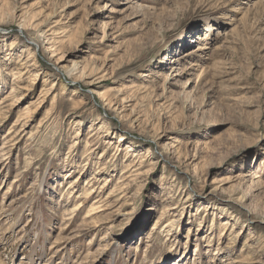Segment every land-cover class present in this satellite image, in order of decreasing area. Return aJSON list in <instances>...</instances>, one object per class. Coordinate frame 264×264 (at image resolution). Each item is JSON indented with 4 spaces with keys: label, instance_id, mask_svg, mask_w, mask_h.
<instances>
[{
    "label": "rangeland",
    "instance_id": "rangeland-1",
    "mask_svg": "<svg viewBox=\"0 0 264 264\" xmlns=\"http://www.w3.org/2000/svg\"><path fill=\"white\" fill-rule=\"evenodd\" d=\"M0 264H264V0H0Z\"/></svg>",
    "mask_w": 264,
    "mask_h": 264
},
{
    "label": "bare ground",
    "instance_id": "bare-ground-1",
    "mask_svg": "<svg viewBox=\"0 0 264 264\" xmlns=\"http://www.w3.org/2000/svg\"><path fill=\"white\" fill-rule=\"evenodd\" d=\"M32 23V22H31ZM30 23V24H31ZM20 24H22L21 22H20ZM24 24V23H23ZM24 27V26H23ZM28 27V25H26V30L27 29H29V27ZM30 27H31V25H30ZM39 28L38 29H35L34 30V28L33 27H31V28H33V30L32 31H28V36H29V38L31 39V40H34V41H36V42H39L40 41V39L42 38V37H46L45 36V31H43V29H42V27L41 26H38ZM55 32V30H53V32H52V34ZM56 39L55 38H49L48 39V42H49V44H50V46H49V49L51 50V52H56V50H57V48H54V46H55V44L57 43L56 41H55ZM32 58H34V55H32L31 53H30V55H28V57H27V59H32ZM63 58L62 57H60L59 59H58V61H61ZM57 61V62H58ZM23 64H26L25 62H21V65H23ZM77 69V68H76ZM81 75L82 76H85L86 75V72H85V70H82V72H81ZM80 79V78H79ZM89 85H93L95 82L94 81H89V82H87ZM99 95L100 96H102V97H104L103 96V94H101V93H99ZM108 101V100H107ZM113 101V100H112ZM115 101V100H114ZM113 101V102H114ZM109 103H110V101H108ZM108 105V104H107ZM114 105V104H113ZM32 115H33V112H32ZM29 117H32V116H29ZM169 146V145H168ZM174 146V145H173ZM172 146V147H173ZM175 147V146H174ZM87 153H89V152H87ZM71 193V192H70ZM90 194L88 193V195L86 196V197H88ZM84 199H87V198H84ZM83 206V202H80L79 204H77V205H75V206H73L72 208H71V210H70V213L71 214H73V213H76V211H79L80 209H81V207ZM92 210H94V208H92V209H90V211H92ZM90 215H92V214H90ZM89 217V216H88Z\"/></svg>",
    "mask_w": 264,
    "mask_h": 264
}]
</instances>
